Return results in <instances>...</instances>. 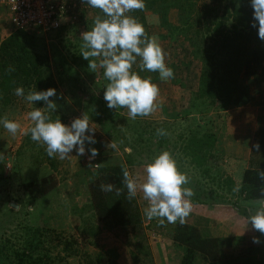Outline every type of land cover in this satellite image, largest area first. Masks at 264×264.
<instances>
[{"label": "rangeland", "instance_id": "1", "mask_svg": "<svg viewBox=\"0 0 264 264\" xmlns=\"http://www.w3.org/2000/svg\"><path fill=\"white\" fill-rule=\"evenodd\" d=\"M193 4L195 10L200 11L213 3L212 0H194ZM227 4L217 2L218 16L225 12ZM97 15H102L100 10L90 7L81 24L52 33L12 28L13 34H30L35 50L48 55L52 62L58 84L57 95L52 99L58 107L49 112L52 119L60 118L70 125L85 113L97 128L94 134L97 142L92 145L86 142L83 156H78L74 149L71 157L64 160L58 156L50 158L46 146L31 139L33 122L28 113L36 106L24 97L10 106L0 105V120L7 116L21 125L13 136L0 124V264H22L29 258H40L48 264H181L183 249L173 243L171 235L175 224L165 221L161 225L158 219L147 220L143 215L147 201L142 198V192L138 190L136 198L144 220V236L150 246L146 263H136L128 246L97 220L89 194L87 169H102L101 176H104L107 171L124 166L130 174L139 176L142 183L146 177L144 166L163 150L173 154L178 167L189 178L185 187L194 192L190 198L192 210L185 223L197 225L209 238L258 236L264 239V234L248 224L245 195H236L228 188L223 156L216 151L217 143L213 152L204 146L205 150L198 151L201 165L186 151L195 138L201 139L204 135L214 134L218 142L227 128L230 110L262 103L264 75L239 76V92L243 94V89L250 92L247 103L233 102L225 110L220 102L212 105L210 99L197 98L204 68L216 70L215 80L218 81L227 74L216 64L233 57L246 59L248 55L240 56L232 51L225 57V52L209 50L212 46L209 30L203 23L198 26L193 15L178 9L169 11L167 16L159 8L146 11L145 32L149 37L158 36L166 53L165 63L174 70V78L162 81L158 72L149 71L152 82L160 89L158 108L149 116L130 119L127 108H108L104 91L109 81L103 75L104 70L98 68L96 73L92 72L89 61L80 55L81 34L93 27ZM165 22L174 28H168ZM231 25L232 21L226 23L225 28ZM244 47L249 51L257 47L264 49V40ZM207 52L213 56L208 63ZM63 60L73 68L71 79L63 74ZM140 62L138 57L132 70L142 77L146 71L140 70ZM159 128L165 129L167 135L157 136ZM113 141L116 149L108 148L107 144ZM90 147L99 151L91 161ZM90 163L93 166H89ZM114 221L118 227L125 225V217L119 209L115 211ZM196 264L206 263L199 259Z\"/></svg>", "mask_w": 264, "mask_h": 264}, {"label": "trees", "instance_id": "2", "mask_svg": "<svg viewBox=\"0 0 264 264\" xmlns=\"http://www.w3.org/2000/svg\"><path fill=\"white\" fill-rule=\"evenodd\" d=\"M194 0H145L143 10H134L131 14L146 28L144 12L160 9V12H168L178 9L190 16H195V22L199 26L205 24L209 30V41L212 46L209 50L218 51L219 54H247L239 58H228L216 64L219 68H224L225 78L216 81L217 71L208 67L204 68L200 89L197 98L210 99L212 105L220 104L224 109H229L239 101L240 104L247 103L250 92L243 89V94L238 90L239 76L253 78L264 75V49L259 47L247 50L244 45H250L253 41L261 40L258 36L257 27H252L253 9L251 0H212L213 4L204 6L200 11H196ZM227 2L225 12L218 16L217 2ZM102 14V13H101ZM103 15V14H102ZM189 20V19H187ZM232 21L231 28H225L226 23ZM168 28H174L171 24L164 23ZM214 26V28H211ZM244 44V45H243ZM218 54V56H219ZM213 56L208 52L205 55L207 63ZM9 66L14 71H7ZM63 74L66 73L71 79L74 76L72 66L66 60L62 62ZM143 78L149 77V71ZM156 73L157 72H153ZM257 73V76L255 74ZM153 81V80H152ZM156 81V80H154ZM23 86L25 96L28 91H43L48 88L58 89L52 62L48 55L40 54L35 50L32 36L26 32H19L11 35L0 45V105L7 107L23 97H17L14 89ZM83 91V90H82ZM54 97L50 98L53 99ZM243 98V99H242ZM246 100V101H245ZM37 108L45 107L43 101L33 103ZM247 105V104H246ZM217 137L214 134L204 135L201 139L195 138L191 145L187 147L189 157L195 163L201 165V158L198 151L214 150ZM204 146V147H203ZM130 164V161H129ZM261 168H249L243 178L242 193L245 199L252 201L260 198L262 182L258 177ZM263 169V168H262ZM109 170V169H108ZM87 169L86 174L89 179L90 200L94 208L97 220L106 226L113 235L121 240L131 250L136 263L147 262V255H150V246L144 236V220L140 211L137 198L128 199L127 189L122 183V168L116 170ZM113 184L114 190L103 192L101 184ZM228 188L233 189L235 184L228 181ZM116 189L120 192L117 194ZM119 209L125 217V225L118 227L115 224V211ZM114 217V218H113ZM155 219V218H154ZM166 221V220H165ZM172 241L183 249L181 264H196L197 260H202L206 264H220L233 262L234 264H264V239L259 237L260 243H254L253 237L245 238H209L203 235L197 225L190 223L176 222L172 232ZM258 237V236H256ZM49 258V257H48ZM30 259V258H29ZM25 260L22 264H48L40 258Z\"/></svg>", "mask_w": 264, "mask_h": 264}, {"label": "clouds", "instance_id": "3", "mask_svg": "<svg viewBox=\"0 0 264 264\" xmlns=\"http://www.w3.org/2000/svg\"><path fill=\"white\" fill-rule=\"evenodd\" d=\"M93 9H99L103 15H97L93 27L81 34V53L83 59L89 61V69L96 73L98 68L104 70L103 75L109 81L105 87L104 100L109 109L127 108L129 118L146 117L158 108L157 98L159 86L152 82L151 77L142 78L133 71L137 58H141V71L158 72L162 81L174 78V70L165 63L166 53L158 36L149 37L144 26L131 15L134 10H143L145 0H82ZM253 9L252 27H257L258 36L264 40V0H251ZM98 59V63H97ZM7 71H14L9 66ZM17 97H24L29 104L43 101L46 107L35 108L28 113L33 122L30 128L31 139L46 146L50 158L64 160L71 157L75 149L78 156L86 153V142L95 144L97 128L90 123L85 113L75 118L70 125L64 124L60 118L53 120L50 111H56L57 103L50 99L57 95L55 88L43 91H28L25 96L23 86L14 89ZM48 110V111H46ZM0 124L13 136L21 129L16 120L5 116ZM89 133H92L91 135ZM157 136H166L167 131L157 129ZM110 149H116L115 142L107 144ZM259 151L260 144L254 145ZM89 160L99 155L95 147L88 149ZM89 166H93L91 163ZM95 166H99L96 164ZM146 177L140 183L139 176L130 174L127 167L122 166V183L127 189L128 199L137 196L138 190L147 201L143 215L147 220L158 219L161 225L165 220L169 224L177 221L183 224L192 210L191 197L194 195L188 176L180 170L177 161L169 150H163L153 160L144 166ZM259 179L264 182V169L258 171ZM101 191L111 192L113 184H101ZM117 194L120 190L116 189ZM240 186L233 188L238 193ZM244 207L249 211L248 224L261 234H264V183L261 184L260 198L248 201ZM254 243H260L259 237H253Z\"/></svg>", "mask_w": 264, "mask_h": 264}, {"label": "crops", "instance_id": "4", "mask_svg": "<svg viewBox=\"0 0 264 264\" xmlns=\"http://www.w3.org/2000/svg\"><path fill=\"white\" fill-rule=\"evenodd\" d=\"M5 10V14H4ZM6 9L0 5V45L14 30ZM264 102V101H263ZM262 102V103H263ZM249 108L230 110L227 115L225 132L218 139L216 151L223 156L225 179L235 187H243V178L249 168L264 169V103ZM260 144L259 151L254 145ZM236 195L244 196V193Z\"/></svg>", "mask_w": 264, "mask_h": 264}, {"label": "built area", "instance_id": "5", "mask_svg": "<svg viewBox=\"0 0 264 264\" xmlns=\"http://www.w3.org/2000/svg\"><path fill=\"white\" fill-rule=\"evenodd\" d=\"M17 31L52 33L81 24L90 6L82 0H0Z\"/></svg>", "mask_w": 264, "mask_h": 264}]
</instances>
